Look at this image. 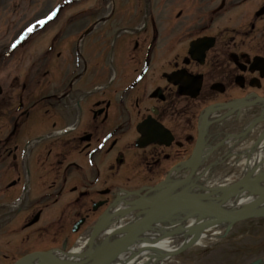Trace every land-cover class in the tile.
<instances>
[{
	"label": "flooded vegetation",
	"instance_id": "1",
	"mask_svg": "<svg viewBox=\"0 0 264 264\" xmlns=\"http://www.w3.org/2000/svg\"><path fill=\"white\" fill-rule=\"evenodd\" d=\"M175 6L191 11L186 24H177L183 11L180 8L175 17L167 19L157 13L151 26L136 23L128 27L130 37L117 45L115 31L103 28L97 39L105 51L92 44L89 50L77 53L63 36L55 57L51 52L45 54L44 87L49 92L40 97V107L61 128L35 157V172L43 173L42 178L37 175V182L42 183L32 196L43 205L37 211L67 201L74 205L75 220L90 222L94 211L89 205L95 200L108 202L119 187L108 184L97 188L98 179H91L87 168L114 169L116 174L136 169L127 180L137 184L130 186L152 184L189 154L198 115L205 107L260 89L264 94V76L259 77L251 63L254 56L264 57V0H154L157 12ZM200 38L213 45L203 54L189 52V43ZM179 71L189 92L198 89L196 96L178 93L173 74ZM238 76L242 85L237 83ZM24 98L29 102L26 95L18 96V108L11 112L5 127L2 108L6 101L0 98V260L10 257L8 252L14 247L12 240L3 244V232L13 234L14 227L9 211L2 210L13 199L17 148L12 138L18 132V119L29 116V107L23 109ZM144 121L169 129L168 145L157 142L137 147V124ZM147 129L151 130L145 127L143 133ZM65 229L61 223L59 230ZM41 233L38 238L48 240L44 230Z\"/></svg>",
	"mask_w": 264,
	"mask_h": 264
},
{
	"label": "rangeland",
	"instance_id": "2",
	"mask_svg": "<svg viewBox=\"0 0 264 264\" xmlns=\"http://www.w3.org/2000/svg\"><path fill=\"white\" fill-rule=\"evenodd\" d=\"M113 1L115 2V6L111 10V16L108 14L105 20L106 23L97 26L98 16L101 13H103V15L109 13L107 5L110 0H0V85L3 89V95L5 93L11 94V89L15 88L13 99H16L17 95L21 92V85L23 83L30 84V87H28L24 93L31 90L33 94L42 90V83L36 84V81L42 77L40 68L38 71H35L33 69L34 67L25 64L26 61L24 63V59L22 62H20L19 59L23 58L22 56H25V58L27 56L35 57L33 53L42 51L43 38L51 36L54 31H57L62 25L66 24L67 21H73L77 18L76 12L79 11H74L70 9L69 6H74V4L79 2L78 4H81V9L84 10L88 6L97 5L99 3L98 10L91 13L86 19L83 16L85 12L82 11L80 19H85V22L81 24L80 28L78 25L73 26L70 32L64 36L67 42L73 41L72 47L77 53L89 50L92 44L100 46V52L105 51L101 41L97 39L103 28H109L115 31L117 35V37H115V45H117L119 41L128 39L130 34L125 31V28L138 23L146 10L136 5L137 0ZM62 2L64 4L58 8V10L67 5V16L61 20L63 22L60 21L58 16L57 22L55 20L51 21L48 24L50 26L47 29L48 32L45 30L43 34L41 33L42 26L39 25V27H37L35 24L37 27L35 29L38 33L37 35L42 34L39 38L32 34L28 39L25 37L23 40H18L20 39V35H28L27 31L32 19H34V21L38 19L43 21L42 19L45 18L47 11H51L57 4ZM121 4L124 6H119ZM165 4H169V2ZM151 9L153 10L154 7H151ZM152 14H154L155 17L156 11L153 10ZM161 14L163 16H172L174 14V7L162 9ZM122 15H124V18H122ZM144 22L147 26H151V17L149 16L144 19ZM88 29H90V31H88ZM80 31L84 37L79 40L78 36L81 34H79ZM29 41H33L34 43L27 44ZM35 77L37 78L35 82H28L29 79L32 80ZM254 111H257L256 114L259 113L258 108H254ZM9 112L8 107H3V125L8 121L6 117H8ZM52 121L54 120L43 118V111L41 109H36L31 113L14 139V142L18 146V151L16 160L17 166L14 169L13 177L19 180L13 187V199L11 203L19 200L20 203L18 205L20 207H11L9 210L16 211L14 216H18V218L42 205L41 203L35 202L32 198L36 193L35 188L42 183L41 180L37 182V175L42 178L43 174L42 172H35L37 168L35 157L39 153V149L43 147V142L45 141L43 139L38 140V137L45 136L60 127L59 122H57L56 127H53ZM27 170L29 174H27ZM219 170L218 174H221L222 178H226V171ZM86 172L90 175L91 179H96L98 177V180H104L107 176L105 171H99L98 174V168H87ZM65 207L66 202H63L53 205L51 208L44 211L39 222L33 225L31 230L35 232L48 223L51 224ZM69 212L70 208L67 210L66 214H69ZM85 230L86 229L83 227L81 231L74 236L75 240ZM226 230L228 231L221 235L220 238L206 240L204 246L192 245L181 253L174 255L163 264H248L250 261L259 257L264 260V219L256 218L238 222L229 226ZM11 236H16V234H12ZM70 241L71 240H69V242ZM30 246L31 244H28L26 247ZM21 251L22 248L18 247L14 254H18Z\"/></svg>",
	"mask_w": 264,
	"mask_h": 264
},
{
	"label": "bare ground",
	"instance_id": "3",
	"mask_svg": "<svg viewBox=\"0 0 264 264\" xmlns=\"http://www.w3.org/2000/svg\"><path fill=\"white\" fill-rule=\"evenodd\" d=\"M261 108L262 112L258 117L249 118L245 130L226 131L221 141L228 145L226 156L236 154L237 147L242 143L255 144L251 146L252 148L238 152L240 161H247V166L238 180H219L217 166L220 165L222 158L214 156V153H217L222 144L216 141V137L208 136L200 146L201 158L197 159L199 162L197 174L194 173L189 179H181L175 185L167 183L160 191L149 193L147 196L120 195L117 204L107 215L105 227L93 242L92 250L85 252L87 235L82 234L69 253L53 251L54 259L61 264H91L109 244L114 243L129 229L135 218L148 210L170 206L180 201L177 198L166 200L171 193H189L200 199L211 200L221 195V201H218L220 209L227 215L237 212L242 205L256 196L255 186L258 184L264 186V126H260V122L264 120V104ZM254 130L263 136L257 143L247 137ZM235 164L240 165L238 161ZM228 174L225 173L226 176ZM171 177L175 179L176 176L173 174ZM107 181L102 180L101 183ZM210 211L212 208L208 206L200 207L198 210L182 207L164 211L152 223L144 228L140 227L135 240L108 264H163L170 259L169 254L183 244L204 246L206 240L219 237L227 225L226 222H213L215 216L210 214ZM81 251L82 255H76ZM25 264L50 263L44 258L33 257Z\"/></svg>",
	"mask_w": 264,
	"mask_h": 264
},
{
	"label": "water",
	"instance_id": "4",
	"mask_svg": "<svg viewBox=\"0 0 264 264\" xmlns=\"http://www.w3.org/2000/svg\"><path fill=\"white\" fill-rule=\"evenodd\" d=\"M258 141L259 140H257L255 143H257ZM253 146H255V144H253ZM263 161H264V157H263ZM197 165H198L197 160L195 159L189 173L183 179H189L195 173ZM155 188H160V186L158 185ZM255 188H256L255 190L256 196L245 205H242L237 212L228 215L225 214L219 207L218 201H221L220 200L222 198L221 195L218 196L216 199L211 200L208 198L200 199L190 195L189 193H171L166 198V200L167 199L173 200L174 198H177L180 199V201L172 203L170 206L148 210L145 213L138 216L132 222L129 229L126 232H124L118 240H116L112 244H109L105 248V250L98 257L94 259V261L91 264H108L111 260L115 258L117 254H119L122 250H124L129 244H131L135 240L140 227L144 228L145 226L149 225L153 220L157 219L161 213H163L168 209L189 207L194 210H198L200 207L208 206L212 208V211H210L209 213L215 216L213 222L225 221L228 224L227 226H231L233 223L247 218L264 216V186L258 184L257 186H255ZM230 189H233V187H230ZM140 197H143V195H141ZM105 219H106L105 217H102L100 221L97 222V224L91 230L88 238V243H87L88 248L86 253H88L92 249L93 241L96 238ZM186 247L187 245L184 246L182 249ZM180 250L175 251V253L179 252ZM79 255L82 254L79 253ZM33 257L44 258L50 264H61L54 259V257L51 255L49 251L32 252L30 254L23 256L21 259L17 260L14 264H25L29 259ZM258 262H260V260H257L252 264H257Z\"/></svg>",
	"mask_w": 264,
	"mask_h": 264
}]
</instances>
